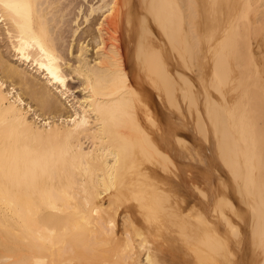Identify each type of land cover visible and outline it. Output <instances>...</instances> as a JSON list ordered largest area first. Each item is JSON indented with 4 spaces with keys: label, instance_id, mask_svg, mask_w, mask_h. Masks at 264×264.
I'll list each match as a JSON object with an SVG mask.
<instances>
[{
    "label": "bare ground",
    "instance_id": "bare-ground-1",
    "mask_svg": "<svg viewBox=\"0 0 264 264\" xmlns=\"http://www.w3.org/2000/svg\"><path fill=\"white\" fill-rule=\"evenodd\" d=\"M208 1L0 0V264H264V69L252 50L264 0H210L234 25L206 54L218 94L199 96L202 108L179 60L204 68ZM179 99L232 178L186 170L185 151L200 148L179 138L188 125L167 105ZM226 189L251 198L248 212Z\"/></svg>",
    "mask_w": 264,
    "mask_h": 264
},
{
    "label": "rangeland",
    "instance_id": "rangeland-1",
    "mask_svg": "<svg viewBox=\"0 0 264 264\" xmlns=\"http://www.w3.org/2000/svg\"><path fill=\"white\" fill-rule=\"evenodd\" d=\"M213 0H211V2H212ZM95 2V1H94ZM204 3V2H203ZM213 3V2H212ZM208 4H210V0L208 1V3H204V6L202 7V6H200L199 5V11H198V13H199V19H200V22L198 21V19H196L202 26H205V24L208 22V29L209 30H206V29H203L202 30V37L204 38V40L206 41V43H204L205 44V49H206V53H204L205 52V50H204V44H202V49L201 50H203L202 52H203V54H202V64L201 65H199L200 66V68H202V67H204V68H202V69H200V70H198L199 69V67H195V68H192L191 69V71H189V69H187L186 68V66H187V64L184 62V60H179L180 62H183L182 64L184 65L183 67H184V70L186 71V82H184V83H186V85H187V87H188V83H187V80H188V78H190L189 79V82H190V84L192 85V92H194V94H197L199 91V93H198V95H195L196 96V99H197V102H199V103H202V99H200V97H203V95H204V97H203V103L205 104V102H206V96H207V94L209 95L208 97H210V96H214L215 97V94H218L217 92H216V90H214V88H213V84H211L212 82H214L213 81V76H212V74H213V70H212V68L210 69V67H212V60H210L211 58L209 57V56H207V57H209L208 58V61L206 60L207 59V57H206V54H207V52H208V50H209V48L210 49H213L214 48V46L217 44V43H219L220 44V41L222 42V37L223 36H225V34H226V32H228V30H231V27L234 25H232L231 24V22L232 21H230V22H228L227 24H226V26L225 25H223V23L222 24H220V23H218V21L217 20H219L220 18L222 19V18H224L225 16L224 15H227L226 14V12H227V10H225L224 8H223V6H221V7H219L218 5H215V6H213V4H210L211 5V7H210V5H208ZM81 6H83L82 7V10H87L88 9V5L85 3L84 5L82 4ZM219 8H218V7ZM85 7V8H84ZM202 8V10H201V8ZM212 7H214V8H212ZM216 8V9H215ZM240 9H242V8H240ZM215 10H216V12H215ZM222 10V11H221ZM225 10V11H224ZM78 11H79V8H77L76 9V14L78 13ZM241 11V10H240ZM223 12V13H222ZM239 12V11H238ZM216 15H215V14ZM220 13V14H219ZM228 13V12H227ZM232 14L234 13V11H232L231 12ZM231 13H229V14H231ZM240 13V12H239ZM239 13H238V15H239ZM218 14V15H217ZM223 14V15H222ZM237 14V13H236ZM235 13L233 14V18H235V15H236ZM215 15V16H214ZM251 17L253 16V14H251L250 15ZM255 17V14H254V16H253V18ZM73 18V17H72ZM80 18H81V16H80ZM195 20V21H196ZM238 20V19H237ZM81 21V19L78 21V23ZM235 22H236V20H235ZM239 22H240V20H239ZM238 22V23H239ZM76 22H73L72 23V27L74 28V29H76V26L78 25L77 23L75 24ZM199 23H197V25L199 24ZM233 23V22H232ZM237 23V22H236ZM235 23V24H236ZM240 23H242V22H240ZM199 24V25H200ZM87 29V28H86ZM205 31V32H204ZM156 32H154V34H155ZM253 35H256V33H254ZM258 35V34H257ZM225 38V37H224ZM261 36L259 35V36H257V37H254V36H252V42H253V49L252 50H254V53L255 54H257V55H255V57H257V60H258V64L260 65V67L262 68V69H264V42H263V40L264 39H262V41H261ZM209 42V43H208ZM261 42H263V43H261ZM87 43H88V40H87ZM86 43V44H87ZM219 44H217V45H219ZM171 45V46H170ZM173 45V43L172 44H169V48L170 47H172L171 48V50L168 48V51L170 52V58L172 57V55L174 54V46H172ZM176 45V44H175ZM178 45V44H177ZM217 45L215 46V47H217ZM212 46V47H211ZM77 47V48H76ZM174 47V48H173ZM208 47V48H207ZM93 47H92V42H91V46H90V49H92ZM176 48H178V46L176 47ZM175 48V49H176ZM77 49H78V46H76V45H74V48H73V50H74V53L75 52H77ZM173 52V53H172ZM175 53H178L177 51H175ZM184 54V56H186L187 57V54L188 53H185V52H183ZM76 54V53H75ZM186 54V55H185ZM258 55H259V57H258ZM90 56L91 57H94V54H93V52H91L90 53ZM178 56V55H177ZM204 56L206 57V58H204ZM7 57H8V59L12 62V63H15L16 65H18V66H20V67H22V70H24V71H29V73H31V74H33V72H35V69H32V71H31V67H27L25 64H22V63H20V61L17 59V56H15L14 55V53L13 52H11V53H9V52H7ZM71 57V56H70ZM261 57V58H260ZM178 59H180L179 58V56L177 57ZM259 58V59H258ZM184 59H186V58H184ZM205 59V62H203V60ZM210 60V61H209ZM205 63V64H204ZM208 63V64H207ZM204 65V66H203ZM211 65V66H210ZM208 66H210V67H208ZM263 66V67H262ZM30 68V69H29ZM187 69V70H186ZM204 69H205V71L206 72H204ZM182 70H183V68H182ZM201 70H203V71H201ZM209 70V72H207ZM202 72V73H201ZM204 72V73H203ZM38 74V72L35 74H33V75H37ZM202 74H204V75H206L208 78H209V81H208V79H207V77H205L204 75H202ZM38 76H39V74H38ZM200 76H201V78H200ZM202 76H204V79H203V77ZM210 76L212 77L211 79H210ZM0 77H2V74H1V68H0ZM202 79V80H201ZM207 79V80H206ZM192 80V81H191ZM205 80V81H204ZM194 81V82H193ZM205 82L204 83V85H202V82ZM193 82V83H192ZM195 82H197V83H195ZM198 82H201L200 84H201V86H204V87H200V84L198 85ZM207 82L209 83V84H207ZM195 84V85H194ZM211 86L212 85V88H208V86ZM8 85H9V83H8ZM72 85V86H71ZM70 85V87L72 88V92L70 93V94H68L70 97L68 98V99H62L63 101H65V103L66 104H68V106L69 105H71L72 103H74V101L76 102L77 100V98H75L76 96L77 97H79V98H81V95H80V82H78V80H74V81H72V84ZM186 85H184V87H185V89L187 88L186 87ZM190 85V86H191ZM199 86V88L200 89H202V88H204V89H206L207 90V92L206 91H204V89H202V90H200V89H198V87L195 89V86ZM206 86V87H205ZM194 88V89H193ZM209 90H208V89ZM188 89V91L187 92H191L190 91V88L188 87L187 88ZM186 89V90H187ZM214 90L213 92L211 91V90ZM17 90H18V92H21V91H23L19 86H17ZM197 90H199V91H197ZM195 91H197V93L195 92ZM202 91V92H201ZM211 92V94H210V92ZM206 92V93H205ZM216 92V93H215ZM22 93V92H21ZM215 93V94H214ZM202 94V95H201ZM214 94V95H213ZM28 96V97H27ZM197 96H198V98H197ZM200 96V97H199ZM219 96H217L216 95V98H218ZM25 98H26V101L30 104V105H32L33 106V108L34 109H37L38 107H37V104H36V102L34 103L33 102V100H31V98L29 97V95H25ZM185 99V98H184ZM220 99H221V97H220ZM180 100V105L182 106V109L181 110H177V108L173 105V103H172V101H168L167 102V105H169V109H170V111H172L173 113L174 112H176L177 114H180L181 116H182V122H184V124L185 125H188V127H187V129H188V131H185V135L184 134H182L181 136H179V138H180V140H181V142L183 143V144H185V145H189V143H191L190 142V140L192 141L193 140V142H198V147L200 148L199 149V152L197 153V152H192L189 148L185 151L186 152V154H192L191 156H195L196 157V159H198V156H199V159H198V162H197V165H192L191 163H192V161H191V163H189L190 162V160L188 161V159H191L192 157L189 155V156H187L186 154V170H188V169H191V170H196L197 172H198V174H200V176H202L201 178H203V179H205L206 180V178L207 179H209V175L212 177V180L211 181H217L219 184L221 183V182H223V180H225V179H227L228 180V178L230 177L229 176V172H227V171H229L228 170V168L225 166V164H223L224 163V160L222 159V157H218L219 156V154H220V152H219V150L217 149V146L215 147V145H216V138L213 136L214 134L212 133V131L209 129H205L206 131H203L202 129V131L204 132H201L200 130H199V128H196V126H195V128H190V126L189 125H191V124H194V121H195V115H197L196 114V111H197V107L196 106H191L192 107V109H191V111H189V103L187 102L188 100L186 99V100H184V102H183V100L181 101V99H179ZM205 100V101H204ZM169 103V104H168ZM183 103V104H182ZM186 103V104H185ZM198 103V105L200 106V104ZM201 104L202 105V108H204V104ZM201 107V106H200ZM188 110V111H187ZM38 111L40 112L41 110L38 108ZM195 112V113H194ZM183 114V115H182ZM195 114V115H194ZM184 116V117H183ZM195 116V117H194ZM159 117V116H158ZM158 117H156V119L158 118ZM159 119V118H158ZM192 122V123H191ZM189 123V124H188ZM173 124H175V123H173ZM187 129H185V130H187ZM205 132H208L207 134L205 133ZM212 134V135H211ZM207 136V137H206ZM190 137H193V138H190ZM190 139V140H189ZM210 139V140H209ZM213 139V140H212ZM215 139V140H214ZM185 140V141H184ZM196 140V141H195ZM198 140V141H197ZM215 141V142H214ZM185 142V143H184ZM204 142V143H203ZM188 143V144H187ZM215 143V144H214ZM196 144V143H195ZM197 145V144H196ZM203 146H205V147H208V148H206L205 150L203 149ZM215 148H214V147ZM212 148V149H211ZM217 151H218V153H217ZM188 152V153H187ZM212 152V153H211ZM195 153H196V155H195ZM218 154V155H217ZM216 156V157H215ZM221 156V155H220ZM188 157H191V158H188ZM201 158V159H200ZM220 159H222L221 161H220ZM175 160V161H174ZM170 161L172 162V163H170V164H172V166L170 165V167H174L173 166V163L174 164H176V159H175V156H174V154H173V152L171 153V155H170ZM188 161V162H187ZM193 163H196V162H193ZM188 165H190V166H188ZM224 165V166H223ZM192 166V167H191ZM219 166H220V170H219ZM196 167H198V168H196ZM216 168H218V169H216ZM226 170V172H225V170ZM219 172V173H218ZM228 173V174H227ZM206 175V176H205ZM228 176V177H227ZM232 176V175H231ZM210 177V178H211ZM227 177V178H226ZM233 177V176H232ZM232 177H230V178H232ZM224 178V179H223ZM202 179V180H203ZM205 180H203V181H205ZM231 179H229V182L231 183L233 180H231ZM220 181V182H219ZM215 183V184H218V183ZM235 182V183H234ZM203 183L204 182H202L201 184H200V189H201V192L202 193H204L203 195H205V196H209L210 194H211V188H209L205 183V185H203ZM235 184V185H237V182L234 180L230 185H232V184ZM233 184V185H234ZM232 185V186H233ZM233 186L234 188L236 187V186ZM204 188V189H203ZM206 188V189H205ZM208 192H207V191ZM232 191H234V192H229L227 189H226V192L227 193H225V195L223 196V198L224 199H226V200H229V201H232V202H234V204H235V206L237 205H239V203L240 204H245V205H247V204H249V200H247V199H251V198H248V197H243V196H241L240 197V195L237 193L236 194V192H235V190H232ZM207 193H208V195H207ZM228 193H229V195H228ZM231 193H232V195H231ZM201 194V193H200ZM238 195V196H237ZM201 197H203V196H201ZM227 197H229V198H227ZM232 197H234V198H232ZM243 197V198H242ZM205 198V197H204ZM245 198V199H244ZM238 199V200H237ZM238 201V202H237ZM236 206V207H237ZM240 206V205H239ZM240 207H243V206H240ZM239 207V208H240ZM247 208H249V205L248 206H246V208H245V206L243 207V208H240V210H242V209H246V211L248 212V210L249 209H247ZM249 219V218H248ZM234 220H236V219H234ZM236 221H238V220H236ZM249 224H250V222H248ZM247 223V224H248ZM253 223V222H252ZM252 223L250 224V226L248 225V228H250V229H248L247 231V234H249L248 236H250V230H251V225H252ZM249 239V238H248ZM251 243V242H250ZM252 244V243H251ZM250 244V245H251ZM182 249H184L185 250V248L184 247H182ZM237 249V248H236ZM240 248H238L237 250H239ZM251 249V250H250ZM250 249L248 250V255L250 256V252H255L256 251V249H255V247H253L252 248V246L250 247ZM252 250H255V251H252ZM251 257V256H250ZM144 262H146L145 261V257H144V261H143V263ZM145 264V263H144ZM164 264H168V263H164Z\"/></svg>",
    "mask_w": 264,
    "mask_h": 264
}]
</instances>
